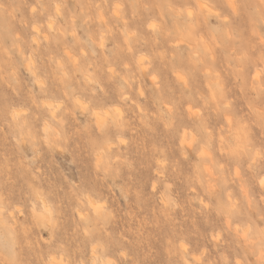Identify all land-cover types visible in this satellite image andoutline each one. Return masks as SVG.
I'll return each mask as SVG.
<instances>
[{"label": "rangeland", "instance_id": "obj_1", "mask_svg": "<svg viewBox=\"0 0 264 264\" xmlns=\"http://www.w3.org/2000/svg\"><path fill=\"white\" fill-rule=\"evenodd\" d=\"M182 2L0 0V39L4 45L0 61L5 75L15 71L21 97L31 108L29 122L34 128L40 126L36 104L54 106L64 99L60 80L66 68L71 69L68 76L74 83L84 75L96 74L97 67L107 73L111 65L115 72L124 74L125 64L128 74L136 80L135 91L129 98L133 110L125 119L134 117L139 124L143 115L151 126L147 137L137 135L127 148L134 168L132 185L138 191L127 198L120 191H105L109 206L117 209L116 219L108 223L105 232L93 236L87 229L77 230L81 216L104 215V202L96 201L92 195L91 162L82 147H77L79 141L74 140L69 146L71 154L57 153L56 158L60 167L66 169L69 180L75 177L80 192L96 201L98 212L74 198V193H60L57 198L60 215L52 232L32 228L29 240L35 245L31 248L17 247L10 235L0 234V249L33 262L46 259L48 264L51 258H56V264L80 261L91 264L92 249L100 258L97 264L107 258L126 260L127 264H172L178 241L175 229L164 222V205L160 200L165 197L154 183L155 169L167 168L168 180L174 185L171 194L181 202L197 193L204 199L199 185L196 192L189 193L185 180L198 158L193 128L202 126L211 130L215 138L212 156L220 163L231 159L222 155L230 139L253 150L264 145L260 119L264 113V20L253 4L240 0H200L207 5L208 15L199 10L198 1L188 0L187 5ZM175 3L179 6H172ZM92 51L97 53L96 57L90 56ZM102 86L106 92L104 102L119 113L115 84L105 82ZM228 102L229 106L223 107ZM157 146L164 151V161L153 158ZM72 155L78 164L67 167L65 162ZM249 163L243 157L239 169H231L229 178L235 177L236 182L221 188L218 193L221 199L226 191H231L234 198L240 197L242 187L253 195L259 191L264 163L257 160L251 171ZM39 167L43 180L35 174L31 178L22 176L15 169L0 174V194L12 204L28 205L29 180L38 181L45 188L48 184L47 159ZM173 168L177 170L173 172ZM117 183L127 188L126 171ZM197 207L187 210L185 221L189 231L193 218L197 224L199 234L186 239L193 252L205 245L209 234L220 227L214 214L207 224L199 218ZM19 220L31 226V211H26ZM230 249L231 245L225 244L224 250L230 253Z\"/></svg>", "mask_w": 264, "mask_h": 264}, {"label": "clouds", "instance_id": "obj_2", "mask_svg": "<svg viewBox=\"0 0 264 264\" xmlns=\"http://www.w3.org/2000/svg\"><path fill=\"white\" fill-rule=\"evenodd\" d=\"M39 2L40 0H37V3ZM240 2L253 4L264 20V0ZM3 51L4 45L0 39V52ZM96 55L95 51L90 53L91 57ZM127 68L125 64V72L121 74L115 72L111 65L108 66L107 73L97 67L96 74L84 75L82 80H75L74 83L68 76L71 69L66 68L63 79L60 80L64 99L54 106L43 102L36 104V119L40 121V126L34 128L29 122L31 108L21 97L15 71L5 75L3 62L0 61V174L10 173L15 169L22 176L31 178L35 174L43 180L39 165L43 159H47L48 163L46 188L38 181L29 180V192L26 197L28 205L12 204L0 194V234L10 235L15 246L31 248L35 245L34 241L29 240L32 228L52 232L57 227L61 207L57 198L60 193H74V198L85 204L91 200L89 195L80 192L74 183L75 177L69 180L66 169L60 167L56 158L57 153L61 156L70 155L69 146L74 140L79 141L77 147H82L91 162L90 176L94 185L92 195L96 201L104 202V215L81 216L77 224L78 231L87 229L88 233L94 236L97 232H105L108 223L116 219L117 209L109 206L105 191H120L125 198L138 191L132 185L134 168L127 155V148L137 135L147 137L151 126L146 123L143 115L139 118V124L135 122L134 117L125 119L126 114L133 110L129 98L133 95L136 84V80L128 74ZM101 77L105 79L102 80ZM105 82L115 84L120 101L119 113L104 102L106 92L102 85ZM43 91L44 85L41 84V92ZM29 95H32L31 89ZM229 103H225L223 107H228ZM260 119L261 133L264 136V113ZM192 136L198 158L194 162L193 171L185 180L189 193L196 192V186L199 185L204 199L197 193L195 196L189 195L187 201L181 202L171 194L174 185L168 180L167 168L155 169L154 183L160 186L165 197L160 200L164 205V222L175 229L174 234L178 241L172 264H264V184H261L264 176L259 178V191L254 195L243 187L242 195L238 198H234L231 191H226L223 199L218 195L222 187L236 182L235 177H229L231 169H239L241 158L246 157L250 162V171L257 160L264 163V145L258 150H253L247 145L242 147L235 139H230L222 155L230 156L231 159L220 163L212 156L215 138L210 129L195 127L192 129ZM153 158L158 162L164 161L166 157L163 149L157 146ZM181 158L187 159L184 156ZM65 163L67 167H73L78 164V160L72 155ZM176 170L172 169L173 172ZM125 171L128 173L127 188L117 183ZM197 205L196 215L199 218L207 224L208 218L214 214L220 220V227L209 234L210 238L205 245L193 252L188 248L186 239L189 235L199 234L197 224L193 218L189 231L185 221L188 219L187 210ZM28 210L32 214L31 226L19 220ZM76 210L85 211L81 208ZM209 244L211 248L208 247ZM225 244L231 245L230 253L224 250ZM121 255L123 256V253ZM0 264L48 262L46 259L37 262L24 260L10 251L0 249ZM78 264L84 262L80 261ZM91 264L97 262L94 260ZM104 264H127V261L107 260Z\"/></svg>", "mask_w": 264, "mask_h": 264}, {"label": "bare ground", "instance_id": "obj_3", "mask_svg": "<svg viewBox=\"0 0 264 264\" xmlns=\"http://www.w3.org/2000/svg\"><path fill=\"white\" fill-rule=\"evenodd\" d=\"M170 1L172 2V0H170ZM196 1H198V3H199V10H201L202 12H203V10H205L203 14H205V12H206V14L208 15L209 12L205 9V7H206L207 5L205 6L204 3L199 2L200 0H196ZM183 2H185L184 4L187 5L188 0H187V1L183 0ZM183 2H182V3H183ZM198 3H197V4H198ZM172 4H174V3H172ZM172 4H171V5H172ZM176 4H177V3H175V5H172V6H175V7H176ZM188 4H189V3H188ZM181 5H182V4H181ZM177 6H179V4H177ZM233 7H234V6H233ZM190 10H191V9H190ZM209 10H210V8H209ZM175 12H177V11H175ZM217 12H218V11H217ZM217 12H216V13H217ZM178 13H180L179 10H178ZM178 13H177V15H180V14H178ZM188 13H189V12H188ZM188 13H187V14H188ZM188 15H189V14H188ZM217 15H218V13H217ZM221 15H222V13H221ZM173 16H174V14H173ZM218 16H220V15H218ZM192 17H194V15H192ZM192 17H190L189 20H190ZM205 17H207V16H205ZM207 18H208V17H207ZM186 19H187V18H186ZM194 19H195V18H194ZM209 19H210V18H209ZM226 19H227V18H226ZM105 20H106V19H105ZM187 20H188V19H187ZM191 20H192V19H191ZM213 20H214V18H213ZM208 21H209V20H208ZM155 26H156V25H155ZM197 27H198V26H197ZM151 28H152V27H151ZM174 28H175V27H174ZM199 29H200V28H199ZM35 30H36V29H35ZM109 30H110V29H109ZM195 30H196V29H195ZM175 31H176V30H175ZM200 31H201V30H200ZM195 34H196V33H195ZM228 34H229V33H228ZM195 36H196V35H195ZM180 37H181V36H179V39L182 40L183 38H182V37L180 38ZM201 37H202V36H201ZM230 37H231V36H230V34H229V38H230ZM202 38H204V37H202ZM202 38H200V39H202ZM174 41H175V40H174ZM178 41L180 42V40H178ZM178 41H175V43L178 42ZM195 42H196V41H195ZM175 43H174V44H175ZM186 43H187V42H186ZM180 44H181V43H180ZM187 44H188V43H187ZM189 45H190V43H189ZM191 46H193V44H192ZM175 47L177 48V45H176ZM205 48H206V45H205ZM212 55H213V54H212ZM214 57H215V56H214ZM143 60H144V59H143ZM140 62H141V58H140ZM142 62H143V61H142ZM142 62H141V63H142ZM30 63H31V62H30ZM141 63H138V64H141ZM205 63H206V62H205ZM208 64H209V63H207V65H208ZM142 65L144 66V63H142ZM142 65H141V66H142ZM208 67H209V66H208ZM208 67H207V68H208ZM140 69H141V67H140ZM144 69H147V67H145ZM208 70H209V69H208ZM177 74H178V73H177ZM177 74H176V76L180 77V75H179V74L177 75ZM257 77H258V76H257ZM180 79H182V76H181ZM180 79H179V80H180ZM221 83H222V82H221ZM223 87H224V85H223ZM141 92H143V91L141 90ZM48 105H49V106H53L52 103H49ZM88 205H89V207H90L91 209H93L94 212H98L97 209L99 208V206H97V207H98V208H97V207L95 206V203L93 202L92 199L88 202ZM99 209H100V208H99ZM92 250H93V251L91 252V253H92V255H91V259H92V261H94V260H95L96 262H97V260L100 261V258H99L98 255H97V254H98L97 251H96L95 249H92ZM101 260H102V259H101ZM107 260H110V259L107 258ZM107 260H106V259H105V260L103 259L102 262L99 263V264H104V262L107 261ZM50 261H51V264H56V258H51Z\"/></svg>", "mask_w": 264, "mask_h": 264}, {"label": "snow or ice", "instance_id": "obj_4", "mask_svg": "<svg viewBox=\"0 0 264 264\" xmlns=\"http://www.w3.org/2000/svg\"><path fill=\"white\" fill-rule=\"evenodd\" d=\"M189 15H191V13H189ZM261 184H264V180L261 181Z\"/></svg>", "mask_w": 264, "mask_h": 264}]
</instances>
